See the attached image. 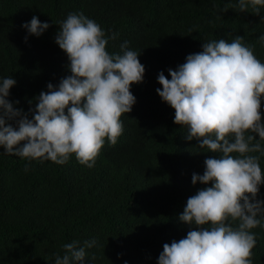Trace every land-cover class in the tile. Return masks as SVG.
Wrapping results in <instances>:
<instances>
[{"label": "trees", "instance_id": "16d2710c", "mask_svg": "<svg viewBox=\"0 0 264 264\" xmlns=\"http://www.w3.org/2000/svg\"><path fill=\"white\" fill-rule=\"evenodd\" d=\"M229 4L238 0H0V80L16 81L8 100L30 119L47 85L58 88L71 74L55 43L69 13L82 12L106 36L117 33L106 50L122 54L127 41L145 66L143 83L130 88L136 103L121 117L123 134L114 146L106 140L93 168L74 155L64 165L29 164L0 148V264H55L64 244L92 240L97 243L85 249L83 264H157L165 243L186 237L190 228L179 216L187 199L206 187L194 186L192 174L203 175L204 160L214 154L174 123V110L157 95V77L164 72L171 79L168 69L202 51V43L235 36L264 63V8L255 15L251 7L242 13ZM33 16L50 25L39 37L22 27ZM259 163L264 173V156ZM257 199L264 200V184ZM251 231L253 264H264V219Z\"/></svg>", "mask_w": 264, "mask_h": 264}, {"label": "clouds", "instance_id": "9594fccd", "mask_svg": "<svg viewBox=\"0 0 264 264\" xmlns=\"http://www.w3.org/2000/svg\"><path fill=\"white\" fill-rule=\"evenodd\" d=\"M227 7L242 13L251 7L260 15L264 0H238ZM22 27L39 37L50 25L33 16ZM59 29L55 43L67 55L71 74L58 88L47 85L48 91H42L30 109L31 119L8 100L16 81L0 80V148L29 164L64 165L74 155L91 169L106 140L114 146L123 134L121 117L136 103L130 88L143 83L145 66L141 52L131 50L127 41L120 46L122 54L109 53L108 41L118 34L106 36L82 12L69 13ZM259 41L264 44V35ZM168 75L171 79L158 74L157 95L174 110V123L186 128V139L214 155L204 160L203 175L192 174L194 186L206 187L187 199L179 216L190 230L185 238L163 245L157 264H253L256 236L251 230L264 219V200L257 199L264 184L259 163L264 156V63L243 37L235 36L231 42L202 43V51L189 54L176 70L168 69ZM96 243L64 244L55 264H83L85 249Z\"/></svg>", "mask_w": 264, "mask_h": 264}]
</instances>
